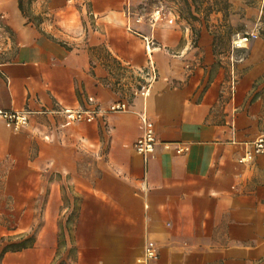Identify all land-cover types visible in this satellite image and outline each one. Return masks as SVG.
<instances>
[{
    "label": "crops",
    "instance_id": "0c3cea01",
    "mask_svg": "<svg viewBox=\"0 0 264 264\" xmlns=\"http://www.w3.org/2000/svg\"><path fill=\"white\" fill-rule=\"evenodd\" d=\"M142 2L0 0V109L31 113L17 131L0 121V256L27 242L0 264H136L149 244L158 264H264V154L240 162L264 135V39L227 82L205 27L193 46L177 12L149 24Z\"/></svg>",
    "mask_w": 264,
    "mask_h": 264
},
{
    "label": "rangeland",
    "instance_id": "374dc122",
    "mask_svg": "<svg viewBox=\"0 0 264 264\" xmlns=\"http://www.w3.org/2000/svg\"><path fill=\"white\" fill-rule=\"evenodd\" d=\"M187 1H189L191 5L193 4L191 0ZM166 2L167 3L154 4L151 0H143V2L139 4V9L142 10V14H145V21L150 24L153 14L158 10L161 11L162 19H164L166 13L175 14V12H177L176 22H178L183 36H190V41L193 46H196L197 38L200 36V31L203 27L210 32L213 38L217 36V47L214 49L216 62L212 71L216 72L219 68H223L224 81L229 82L230 77H232V69L234 66L240 65L242 60L246 57L248 47L256 39L250 38L249 42L244 43L245 47L237 46L236 43L246 36L251 37L252 34L257 35L258 38H262L263 26L261 24V17L264 0H228V17H226L225 12L213 11L207 14L206 9L208 4L212 3V0L209 3L200 0L191 8L193 14L198 17V20H193L191 18L186 0H167ZM196 7L199 8L198 13L196 12ZM161 21L162 20H159V23ZM228 25L232 27L231 31H229ZM183 43L184 41L182 40L180 46H182ZM241 73L242 71H239L235 74V82H238ZM224 87V92H227L226 99L228 100L232 85L229 86V84H224ZM69 190L71 191V189ZM76 211L77 206L75 202V208H73L70 219L67 221L66 227L69 232L73 230ZM40 226L41 224L39 227ZM62 239L63 238H61V241ZM70 244L71 246L69 245V249L71 250L72 242ZM63 253V251H60V253L58 252L55 264H61L60 261ZM69 254L71 255L72 253L69 252Z\"/></svg>",
    "mask_w": 264,
    "mask_h": 264
},
{
    "label": "built area",
    "instance_id": "2783aa9c",
    "mask_svg": "<svg viewBox=\"0 0 264 264\" xmlns=\"http://www.w3.org/2000/svg\"><path fill=\"white\" fill-rule=\"evenodd\" d=\"M162 20L161 11L158 10L156 13L153 14L150 23L156 24ZM250 38L257 39L258 36L252 34L250 36H246L240 41L243 43L249 42ZM146 44V51L148 54H151L155 48V41L152 38H145ZM236 43V42H235ZM237 46H240L238 42L236 43ZM151 68L153 72H155V68L151 63ZM155 79V73L154 77ZM142 95L144 97H148L150 94V88L145 87L142 89ZM110 111L114 112H121L126 110V105L122 102L116 103L114 106L109 108ZM99 111H84V110H71L66 109L61 111L62 114L69 122L72 123H79V122H86L91 123L94 121L96 114ZM30 115L31 113L28 111L24 112H17V111H4L0 109V121L4 122L9 128L14 130H20L30 123ZM140 122H141V130L142 134L138 138L135 143V150L138 154L142 155L144 158H148L154 154L156 145H157V134L154 123L149 119L148 115L144 112L140 115ZM249 148L246 151L244 157L240 160L241 163H250L255 160V158L259 155L264 154V135L260 136L255 141L248 144ZM160 259L159 251L157 247L153 244H149L146 249L144 256L137 261L136 264H158Z\"/></svg>",
    "mask_w": 264,
    "mask_h": 264
},
{
    "label": "trees",
    "instance_id": "16d2710c",
    "mask_svg": "<svg viewBox=\"0 0 264 264\" xmlns=\"http://www.w3.org/2000/svg\"><path fill=\"white\" fill-rule=\"evenodd\" d=\"M192 1V5L190 4L189 1L186 0V4L188 5L189 7V10H190V16L193 20H198V17H196L191 8L193 5L197 4L200 0H191ZM205 2H211V0H203ZM22 7L21 5V2H20V8ZM229 8V2L228 0H212V3H209L208 4V7L206 9L207 11V14H210L212 13L213 11H218V12H225L226 13V17H228L227 15V10ZM196 12L198 13L199 12V8L196 7ZM261 24H262V38L264 39V7L262 9V17H261ZM229 28V31H231V26H227ZM214 47L216 48L217 47V36H214ZM214 48V49H215ZM27 248V242H24V243H21L19 245H10V246H7L3 252L1 253V256L2 257L3 255H5L6 253L8 252H16V251H21L22 249H25Z\"/></svg>",
    "mask_w": 264,
    "mask_h": 264
},
{
    "label": "bare ground",
    "instance_id": "6f19581e",
    "mask_svg": "<svg viewBox=\"0 0 264 264\" xmlns=\"http://www.w3.org/2000/svg\"><path fill=\"white\" fill-rule=\"evenodd\" d=\"M238 44H239L241 47H245L243 41H238Z\"/></svg>",
    "mask_w": 264,
    "mask_h": 264
}]
</instances>
